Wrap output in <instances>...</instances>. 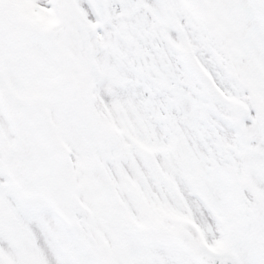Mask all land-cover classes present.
I'll return each mask as SVG.
<instances>
[{"label": "snow or ice", "instance_id": "obj_1", "mask_svg": "<svg viewBox=\"0 0 264 264\" xmlns=\"http://www.w3.org/2000/svg\"><path fill=\"white\" fill-rule=\"evenodd\" d=\"M0 264H264V0H0Z\"/></svg>", "mask_w": 264, "mask_h": 264}]
</instances>
